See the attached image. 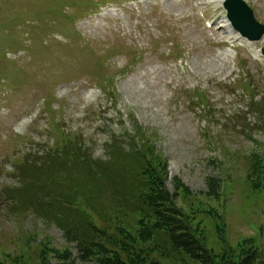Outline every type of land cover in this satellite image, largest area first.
<instances>
[{
    "label": "rangeland",
    "instance_id": "obj_1",
    "mask_svg": "<svg viewBox=\"0 0 264 264\" xmlns=\"http://www.w3.org/2000/svg\"><path fill=\"white\" fill-rule=\"evenodd\" d=\"M221 1L0 0V264H100L74 241L89 233L81 212L33 202L31 169L48 156L70 169L73 147L106 164L115 140L123 154L154 150L164 188L216 258L264 264V37L233 35ZM244 1L264 24V0ZM116 168L86 217L101 227V210L117 211L134 236L146 214ZM156 241L151 261L200 264Z\"/></svg>",
    "mask_w": 264,
    "mask_h": 264
},
{
    "label": "trees",
    "instance_id": "obj_2",
    "mask_svg": "<svg viewBox=\"0 0 264 264\" xmlns=\"http://www.w3.org/2000/svg\"><path fill=\"white\" fill-rule=\"evenodd\" d=\"M111 145V152L107 154L110 162L106 164L93 163L88 157L82 156L77 151L81 150L79 147H73L72 151L67 150L62 154L68 159L71 157L72 162L70 161L68 166L70 169L67 168L68 164H62L65 158L61 161L62 158H51V156L44 159L40 157L37 160L42 169L40 167H35V170L31 169L32 173L35 172L32 182L37 184L33 202L41 203V209L45 206L48 208L51 204V207L57 206L58 208L64 205L63 208H67V213L81 212L82 217L79 220V225L85 226L89 233L83 240L77 239L78 241H76L74 239V241L81 247L80 251L85 255L84 258L97 257L100 264H157L149 259L148 250L155 252L157 238L164 236L168 239L173 250L184 253L193 262L200 264H253L251 255H245L243 252L230 259L228 256L225 257L226 255L216 258L210 250H207L200 238L196 236V231L191 228L189 219L175 207L173 197L164 188L162 174L165 164L159 160V156L155 154L154 150L146 149L143 152L131 143L127 146V152L123 154L121 149L116 146V140ZM79 158L82 159L79 160ZM83 159L84 162L78 163ZM117 160L118 162H116ZM44 165L47 167H43ZM116 165L120 166L124 184L136 186L135 197L132 200H136L138 197L140 207L137 210L146 214L136 223L138 230L134 236L118 224L120 217H118L117 211L101 210V215L105 220V224L101 227L96 224V226L91 225L89 218L86 217L88 214L96 215L92 211L93 208L91 209V204L95 206L91 199L94 197V200L99 199L100 193H102V190L99 189L101 184L107 185L109 190L110 186L115 184L116 176L111 175L113 172L104 173V170L108 167L116 170ZM74 169L78 170V174ZM28 172L30 170L26 171V173ZM64 177L66 180H63ZM101 178L104 179L103 183L99 181ZM61 181L67 183L64 192H61L63 188L56 187ZM55 189L58 191L54 192ZM22 192L26 193L25 188L22 189ZM47 194L49 196H46ZM46 197H51V200L46 203L42 202ZM126 198H129L128 193ZM35 209L37 210V207ZM46 212L42 210V217L46 216ZM149 216L153 218V221L145 228H140V225L144 224ZM81 241H84V244L80 243ZM147 243L152 245L144 248L143 246Z\"/></svg>",
    "mask_w": 264,
    "mask_h": 264
},
{
    "label": "water",
    "instance_id": "obj_3",
    "mask_svg": "<svg viewBox=\"0 0 264 264\" xmlns=\"http://www.w3.org/2000/svg\"><path fill=\"white\" fill-rule=\"evenodd\" d=\"M227 19L233 28L249 41H258L264 35V25L258 23L252 10L242 0H227L224 3ZM264 54V50H263Z\"/></svg>",
    "mask_w": 264,
    "mask_h": 264
}]
</instances>
